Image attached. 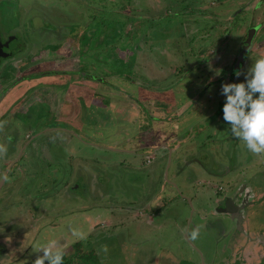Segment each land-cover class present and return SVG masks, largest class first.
<instances>
[{
	"label": "rangeland",
	"instance_id": "rangeland-1",
	"mask_svg": "<svg viewBox=\"0 0 264 264\" xmlns=\"http://www.w3.org/2000/svg\"><path fill=\"white\" fill-rule=\"evenodd\" d=\"M7 1V4L10 5L11 14L9 15V11L7 13L3 10L7 15L2 16L3 13L0 10V29L3 32H10L11 35L9 37L13 36L15 40L10 42L9 47V51L12 54L10 57H13V60L6 61L4 67H0V82H7L6 78L10 79L17 73L19 75L22 74L20 72H24V69H26L24 73L28 75L26 78L39 76L40 73L37 72H40L38 70H41L42 67L44 68L41 71L49 70L57 72L58 75L55 74L57 77L54 79H44V83L41 82L44 85L38 84V81L43 79L44 76L36 79L29 78L31 79L29 83H37L38 86L36 85V88L44 89L45 86L47 90L53 92L52 103L54 106L50 107V103L46 102H37L35 106L27 110L26 114L22 112L15 119L10 118L8 125L4 128L5 131L7 129V143L3 147L6 152L12 151L14 150L12 144L19 143V140L23 139L24 134L29 136L28 132L31 130L33 133L35 132L34 134L40 133L39 137H36L34 140L36 143L32 145L31 139H29L21 146L20 152L26 145L23 150L24 152L32 153L31 150L33 148L39 152L42 151L44 158L49 156L50 158H46L44 162H40L28 154V157L21 160V163L24 165L22 166L23 171L20 179H25V174H31L32 178L25 182L26 185L30 187L32 184V188L34 189L39 188V186V189L45 188V193L40 191V195L36 199L43 201L42 207L52 203L56 206V209L57 207L62 209H60L61 213L64 211L69 212L68 215L60 216L59 210H56L54 213L50 208L45 207L40 211L42 216L45 215L43 220L47 221L51 219L50 214L53 221H57L55 220L57 217L61 218L62 224H59L61 226L57 228V231L59 232V229H61L60 234L64 237L67 234L71 240L70 228H78L87 234L91 233V235L96 231V239H102L105 244L106 242H110L108 244L109 247L111 246L110 253L114 264H117L121 260L120 257H117L118 249L122 246L121 241L124 237L128 236L131 230L128 228L119 229V227L117 230H112L109 228V225H106L107 222L112 220L113 209L115 207L116 209L117 207L120 209L121 206H128L131 200L135 201V198L140 199L143 195L147 194L151 196L154 191H160L161 193L163 186L166 193L169 189L176 187L178 191L180 190L181 197L188 195L189 191H191L190 188H193L199 179V176H195L193 173V170L196 169H193L192 166L199 163L196 162L186 166L182 163L177 168L170 167L167 170L169 179L165 178L167 176V161L165 162V158L160 157V154H156L155 160L146 166L142 161V157L144 154L151 153L149 150H153L151 148L155 144V141L158 144L161 142L172 144V142L168 139V136L162 135L159 131L155 134L153 128L149 130L150 128L141 125L140 122L146 121L145 114L143 115L137 104L123 101L122 95L118 94L115 89H120L129 95L133 91L138 90L137 98L140 101H146L147 98L151 97L154 100L153 106L166 104L167 100H173L175 97L181 101V103L178 101V104L180 103L179 106L185 105L187 102L191 106L190 101L196 98V94L203 92L207 88L204 91V95H206L205 101L208 100L210 102L207 106L215 108L219 98L211 100L214 98L212 97L214 90H211L209 84H206V78L200 83L190 78L194 75L200 77L202 74H205L204 70L200 69L197 72V69L199 67L203 69V62L208 57L216 55L215 58H217L219 54L227 53L230 44L234 46L233 42H235V39L239 40L243 36L247 25H250L251 22L254 24L258 22L263 7L259 5L258 9H256L258 12L256 14L254 12L250 21H248L251 11H239L238 13L235 11L241 7V4L249 0H130V2L119 0L122 1L123 6L126 3L127 7L132 9V11L130 10L131 13L130 11L126 13V11L120 12L122 9L116 10L118 13L126 14V19H121L119 14L120 20L117 35H114V31L111 30L109 41L104 44L103 48L97 46L96 43H100V41L97 40L98 37L96 35H92L88 39L86 38V41L84 40L87 42L86 45H88V50L90 51L89 57L82 54L87 53L86 47L81 49L82 53L80 51L78 53L81 54V59L87 60L97 70L96 65L98 61L103 62L102 64L105 65L103 61L104 57L99 54L96 55L97 51L101 52V54L102 52L117 54V51L122 50L125 59L118 56V61L113 60V63L109 61V68L116 72L118 67H123L120 71L132 75L135 79L129 80V77H117L116 74H113L109 78V75H106V80L109 78V86L104 88V91L109 93L108 96L112 100L111 103L102 106L103 104L98 102L97 104L102 107L94 105V107L89 108L88 104L92 101L95 102L92 95L98 86L94 85L92 88L91 85L82 80V77L80 79L77 75L81 67L77 60L78 38H75V34H78L79 37V34L82 33V27L78 26L80 29H77V32L73 27L82 24L85 16L89 15L90 18L91 12L89 11H93V0H77L82 4H78V9L73 7L71 4L73 1L71 0ZM95 1L102 4L101 7H103L105 14H103L102 10L101 15L103 19L99 15L93 14L91 20L95 19L94 24L104 23L103 20H106L104 15L112 20V15H115V11L111 13V9H109L107 4L108 0ZM257 1L254 0L252 5L257 3ZM247 8L244 10H247ZM233 12L235 13L233 14ZM59 26L60 33L57 31ZM55 27V32L59 34V39L47 41L46 37L50 33L53 35L51 30ZM195 28L197 29V33L202 30L200 36H198L199 38L196 37ZM261 38L262 40L264 39L263 36ZM84 41L81 40L82 46H84ZM63 42L66 45L63 44L64 47L59 49L57 46H60ZM221 42L222 45H220ZM255 44L253 43V45ZM105 45L107 48H105ZM223 45H226L227 48L223 47ZM60 50L63 51L62 54L57 53ZM29 51L32 52L30 53ZM110 54L109 57L111 56ZM148 59L154 62L147 63ZM20 63H22L21 66ZM132 64L134 65L133 71H131ZM134 71H136V76L133 73ZM245 72L246 70L244 69L240 76H238L239 81H243ZM95 74L92 72V75ZM143 76L146 79L145 82L142 80ZM176 77L177 80L174 79ZM171 83L174 84V88H177L175 89L177 91L170 90L173 93L170 94L171 98L166 93L158 95L160 92L163 93L164 89L169 87ZM141 84L145 86L147 84L145 90H143L144 87L142 88ZM162 86L163 88H160ZM214 86H218V82ZM99 88L101 89L102 87L99 86ZM149 88L158 91L155 93V96L147 91ZM156 99L160 100L157 101ZM219 100L223 103V97H220ZM21 102L15 104L20 105ZM214 102L215 104L213 105ZM119 105L124 106V109ZM68 107L72 109L71 115L68 117L62 116V113L67 112ZM18 108L21 107L15 106L16 111ZM51 108L57 114L55 126L52 125L54 116L49 115ZM93 110L94 112L92 113ZM155 111L156 109L153 113ZM97 116H99L98 119L96 118ZM200 116L194 120H185L184 123L187 124L181 125L182 129L178 128L175 136L182 134L186 139L190 138V142L194 141L193 143L197 142L199 144V140H206L208 138L206 135L208 134L211 135L210 139L214 143L217 138L223 139L227 133H230L225 128L217 130L218 126L217 124L215 126V122L211 118L204 119V116H201V118ZM140 118H143L144 121ZM95 119H97L98 128L94 130L93 121ZM125 120L131 122V124L125 125V127L122 123H118V121L124 123L126 122ZM63 121L70 122L72 129L70 126L63 124ZM106 122H108L107 126H105ZM154 123L156 124L155 128L158 130L162 128L168 129V127H173L174 125H167L166 123L161 126L158 122ZM54 128L58 130L56 134L52 132L40 138L43 132L46 133ZM123 129L127 131L123 132ZM63 131L71 132V135L65 134ZM152 131L155 135L154 141L149 139L153 134ZM120 132L124 133V139L131 140L132 143L125 145V142H120V140H123ZM82 133L84 136H82ZM212 133L218 136L214 137ZM146 137L149 138L145 139ZM80 141L89 143L87 145ZM115 141V145L118 147L122 148L125 145L122 148L124 152L93 147L96 145L100 146V143H103L107 148V146L109 147ZM189 141L186 142V145L190 144ZM52 142L57 146V149L53 150L54 145L50 144ZM97 142L100 143L97 144ZM205 145H207L206 149L209 150V145L206 142H204ZM230 145L233 146V143ZM193 147L196 151L200 148V145L198 147L194 144ZM211 147L215 150L213 145ZM237 147H240V145L238 144ZM237 152L240 154L239 151ZM167 154H169V151ZM173 154L183 153L177 150ZM241 154L244 153L241 152ZM167 160L169 161L168 158ZM43 163L44 166L40 170L39 168ZM136 163L137 165H135ZM196 165L194 166L198 167ZM34 171H37V173L34 174ZM66 177H68V182L64 185L65 182L63 180ZM9 184L7 180L3 185L2 192H0V203H3V205L13 202L14 198L22 192L19 189L8 191ZM63 185L67 188L71 185H74L75 188L78 185V190L75 192L79 196L76 193L59 191ZM164 192L163 194L165 195ZM46 197L51 198L50 200H45ZM181 197L177 198L173 207H170L172 217H184L185 208L180 205V203H183L180 200ZM6 198L8 200H4ZM33 212H36V210ZM128 215L127 212L123 211L121 217ZM91 222L92 224L94 222L96 224L91 226ZM105 229L108 231H105ZM170 229L168 228V230ZM99 230H104L106 233L97 236V231ZM21 235L22 233L19 234L20 238ZM45 235L41 234L38 238H31L29 236L22 239V244H24L23 253L27 252V249L29 250L28 254L22 258L23 261L27 262L29 258L31 259V256L32 258L37 256L36 253L32 255L33 249L36 247L34 242L41 238L39 243H44L42 236ZM85 238H87V235ZM103 245V243H100L98 245L99 249ZM128 245L131 244L128 243ZM105 252V249H100L98 250V253H100L98 255L101 256V253L103 255ZM95 260L97 259L95 258Z\"/></svg>",
	"mask_w": 264,
	"mask_h": 264
},
{
	"label": "flooded vegetation",
	"instance_id": "flooded-vegetation-1",
	"mask_svg": "<svg viewBox=\"0 0 264 264\" xmlns=\"http://www.w3.org/2000/svg\"><path fill=\"white\" fill-rule=\"evenodd\" d=\"M71 1H73L71 3L73 7L78 9V4L81 3L77 0ZM111 1L108 0L107 4L109 9H111V13L115 11V15H112V20H110L108 16L104 15L106 18V20H103L104 23L101 22L97 25L94 24L95 19L91 20L92 15H99L103 19L101 15L103 7H101L102 4H100V2L93 0V11H89L91 12L90 18L89 15L85 16L82 24H78L76 26L73 25L76 27H73L76 32L77 29H80L78 26L82 27V33L79 34V37L78 34H75V38H78L77 60L79 61L81 67V70L77 72V75L80 79L82 77V80L86 81L89 85H97L102 88H105V86H102L101 83L107 82L113 74H116L117 77H129V80H133L134 78L128 73H126L127 75L122 73L120 70H122L123 67H118L117 72H114L109 68V61L111 63H113V60L118 61V56L125 59V55L122 54V50L117 51V54H110L109 52H102L101 54V52L97 51L96 55L99 54L104 57L103 61L105 65L103 64L100 67L101 70H95L94 67L87 62V60L81 59V54L78 53L79 51L82 53L81 49L86 47L87 53L82 54L89 57L90 51L88 50V45H86L87 42H85V39H88L92 35H96L98 37L97 40L100 41V43L96 44L101 48H103L105 43H108L111 30L114 31V35H117L120 20L119 14L121 19H126V14L118 13L116 10L122 9L120 12L126 11V13H128V11H132V9L128 8L126 3L123 6L122 1ZM127 1L130 2V0ZM253 1L254 0H249L241 4V7L235 12L251 11L248 17V21H250L252 14H254V12L255 14L258 12L255 8L258 9V6L261 5L263 9L258 22L256 24L253 23L251 26L247 25L243 36L239 40L235 39V42H233L234 46L230 44V48L227 53H221L217 58L213 59V67L209 70H204L205 74H202L200 77L192 75L193 77H196L194 80L197 82L206 78V84H209V88L214 90V95L212 96L214 98L211 100L223 97L219 91L222 82H241L238 80L237 76L233 75L234 71L238 70L241 74L243 70H247V68L251 66L257 58L264 57V39L262 40L261 38L262 36L264 37V0H258L257 3L252 5ZM7 3V0H0V10L1 13H3L2 16H6L8 11L9 15L11 14V10L9 8L10 5ZM245 8H247V10H244ZM3 10L7 13H4ZM104 12L105 11L103 10V14H105ZM235 12H233V14ZM255 27H258V29L254 35L252 44H256L251 45L249 51L244 56H238V52L244 48L243 43L247 37L246 34L248 30ZM55 30L56 27L51 30L53 35L50 33L46 37L47 41H50V39H59V34H57ZM195 30L196 34L197 29L195 28ZM57 31L60 33V26ZM201 31L202 30L196 34L197 38H199L198 36H200ZM10 35V32H3L0 29V67H4V63L6 61L13 60V57H10L12 54L9 51V47L10 42H13L15 37H9ZM81 40H85L84 46L81 45ZM63 44L65 43L63 42L57 47L60 49L61 47H64ZM5 45L7 46L5 47ZM223 47L227 48L226 45H223ZM105 48H107L106 45ZM132 49L135 50L133 47ZM29 52L31 53L32 51ZM62 52L63 51L61 50L57 51V53L60 54H62ZM109 54L111 55L110 57ZM140 60L142 59L140 58ZM153 62L154 61L150 59L147 60V63ZM16 63H18V61H16ZM133 64L131 71L134 70ZM236 64H239L238 67ZM21 65L22 63H20V66ZM43 68L44 67H42V69ZM217 69L220 70L219 75H215ZM41 70H38L40 72H37L40 73L39 76L37 75L29 78L36 79L40 76H44L43 79L39 81L37 80L39 83H44V79H54L57 77L56 75H58L57 72ZM25 71L26 69H24V72ZM24 72H20L22 73L20 75L17 73L10 79L6 78L7 82H0V93L5 91L6 88L16 80H20L17 84H15V86L20 84L19 87L29 82L31 79L26 78L28 75ZM92 72L96 74L92 75ZM32 73H30V75H32ZM133 73L136 76V71ZM106 75H109L107 80ZM174 79L177 80V77ZM142 80L143 82L146 81L144 76ZM216 82H218V86L213 87ZM173 85L174 84L171 83L169 87L164 89L163 93L160 92L158 95H164L166 93L171 98L170 94L173 93L170 90L177 91L175 90L177 88H174ZM141 86L144 87L143 90H145L147 84L146 86L141 84ZM160 88H163V86ZM206 89L204 91H206ZM52 93L53 92L47 90L45 86L44 89L35 87L34 91L27 93L24 97L20 96L14 103L11 104L10 101H7L6 106L4 104L0 106V146L7 143V129L5 131L4 128L8 125L10 118L15 119L16 116L20 115L22 112L26 114L27 110H29L32 106H35L37 102L50 103V107H53ZM211 93L213 94V92ZM152 94L154 96L156 95L155 92ZM5 95H7V97L12 96L8 94V91ZM18 95H21V93ZM205 96L206 95H204L203 100L205 99ZM67 97L69 100V94ZM3 98L4 96L0 99V101ZM219 99L215 108L207 106L210 102L206 103V101L203 100H199L197 105L192 106L191 104L190 108V103L182 106H174L172 103L155 105V107L167 109V112L159 114L158 117L160 118V121L158 123L161 126L166 123L167 125L174 124L173 126L177 125L178 128H181V125H184L185 120H194L201 115L202 117L204 116V119L208 117L211 118L213 122H215V126L217 124V130L221 128L229 130L227 122H224L221 118L222 103ZM17 102H21L20 105H16L15 103ZM214 104L215 102L213 105ZM15 106L21 107L22 109L18 108L16 111ZM194 107H196L195 110L193 109ZM193 111H195L197 115L194 114ZM49 115L54 116L52 125L55 126L54 124H56L55 118L57 114L52 108L50 109ZM167 120L168 122H166ZM150 126H156V124L153 122ZM52 132L56 134L58 130L54 128L52 131H47L46 133H43L40 138ZM33 135L34 133L29 134V136L24 134L23 139L21 138L19 143L12 144L14 150L9 152L4 151L0 154V175L6 177V179L0 180V192H2L3 185L7 182V180L10 183L7 188L8 191H14L16 189L22 191L14 198L13 202H8L4 205L3 203H0V264H33L36 257L42 255V250H35L33 253L31 252L32 255H35L36 253L37 256L33 258L31 256V259L29 258V261L27 262L23 261L22 258H24V255L28 254L29 250L27 249V252L23 253L24 244H22V239L29 236H31V238H38L41 234H46L45 236H42L44 243L40 244L39 242L41 238H39L34 242L36 246L46 244L47 241L54 238L62 244L64 249L62 264H114V260L112 259V255L110 253L111 246L109 247L108 245L110 242H106L105 244L102 239H96V231L93 235H91V233H86L87 238L80 239L81 241H73V239L71 240L67 234L65 237L61 235V229H59V232L57 231V228H60L61 226L59 224H62L61 218L59 219V217H57L55 219L57 221H53L50 214L51 219L47 221L43 220L45 215L42 216L40 212L42 211V208H50L54 211V213L56 210L60 211L61 208L57 207L56 209V206L50 202L49 205L47 204L42 207L43 201H41V199H36L40 195V191L44 192L45 188L39 189V186V188L34 189L32 188V184L28 187L25 182L32 178L31 174H23L25 179H20V175H22L23 171L22 166L24 165L21 163V160L28 157V154H30L31 157H35L36 160L40 162H44L46 158H50V156L44 158L42 151L39 152L37 149L33 148L31 150L32 153L24 152L23 150L26 145L20 152L21 146H23ZM162 135L168 136L169 140L170 137L179 138L177 139L179 140V145L190 140V138L186 139L183 137L182 134L179 136H175L174 134V136L170 135V137L167 134L162 133ZM212 135H214V133H212ZM215 136L218 135L215 134L214 137ZM206 137H208L206 140H199V144L197 142L193 143L194 141H189L190 144L186 145L183 149L184 151H182L183 154H187V157L183 162L185 165H191L196 162L199 163L197 165L194 164L198 167H195L194 165L192 167L193 169H196L193 170V173L195 176H199V179H197L201 183L199 185L196 183L193 188H190L191 191H189L188 195L181 197V192L180 190L178 191L176 187L169 189L166 193L164 192L165 188L163 186L161 193L160 191H154L151 196L146 194L141 196L140 199L135 198V201L131 200V202L128 203V206H121L120 209L117 207V211L114 215H112V220L109 224L116 219L114 221V230H117L118 227L119 229L128 228L131 230L129 232L130 234L128 233V236L124 237L121 241L122 246L118 249L119 251L117 253V257H120L121 260L119 263L117 262V264H264V154L251 153L244 147L243 142L234 138L231 133H227L223 139L217 138L214 143L210 139V134L206 135ZM34 140L31 139L32 145L33 143H36ZM204 142L209 145V150L206 149L207 145L204 146ZM231 143H233V146L230 145ZM50 144L52 146L54 145L53 142ZM194 144L198 147L200 145V148L196 151L193 147ZM210 144L214 146L215 150H213ZM238 144L240 147H237ZM55 149H57L56 145L53 147V150ZM152 149L153 150L146 149L151 151V153L144 154L142 157V161L146 166L150 165L153 160H155L157 155L154 154H167L168 151L171 152L170 154H173L175 152L172 148V144H169L168 142H161L160 144L155 143L152 146ZM237 151H239L240 154H238ZM241 152L244 154H241ZM18 154H20L19 157ZM26 163L28 164V162ZM43 166L44 163L39 169L41 170ZM37 171H34V174H36ZM68 177L63 180V182H65L64 185L67 184ZM165 178L169 179L168 172ZM64 185L59 191L76 193L75 191L78 190V185L75 188L74 185H71L70 187L68 186V188L64 187ZM176 196L177 198L181 197L180 200L183 202L184 206H188L189 208V215H185L183 217L184 219L186 218L185 220L182 218L177 219L172 217L170 207H173V202ZM50 198L46 197L45 200H50ZM4 200H8V198ZM53 207L55 208L53 209ZM38 208L40 209L38 210ZM199 208H201V210L202 208L204 210H208L213 214L210 216H202L203 218L196 217V214H192V211H198ZM31 209L33 210L31 211ZM34 210H36V212H33ZM123 211L127 212L129 215L121 217ZM60 213L61 211L59 212L60 216L69 214L68 211ZM119 218L126 220L129 225L127 226L126 223H123L124 225L120 223L118 224L117 219ZM95 224V222L93 224L91 222V226H94ZM106 225L108 224L106 223ZM196 225L200 226L197 239L195 241L187 239V233H189L193 226ZM168 228L171 229L168 230ZM105 231L108 230L105 229ZM161 231H163V233H161ZM97 232V236L106 233L104 230H99ZM20 233H22L21 238L19 237ZM100 243L104 244L100 249H105L106 251L103 255L101 253V256L98 255L100 254L98 253V250H100L98 245ZM128 243L131 245H128ZM29 249H31V247H29ZM95 258L97 260H95ZM45 264H47L46 261Z\"/></svg>",
	"mask_w": 264,
	"mask_h": 264
},
{
	"label": "clouds",
	"instance_id": "clouds-1",
	"mask_svg": "<svg viewBox=\"0 0 264 264\" xmlns=\"http://www.w3.org/2000/svg\"><path fill=\"white\" fill-rule=\"evenodd\" d=\"M217 69L215 75H219ZM234 76H240L238 70ZM220 94L223 96L221 105L222 120L227 122L231 135L243 142L244 147L253 154H264V57L257 58L244 73L241 82L221 83ZM5 151L0 146V154ZM6 177L0 175V180ZM200 226H193L187 233V239L195 241ZM73 241L84 239L86 233L78 228H70ZM42 250L33 264H62L64 249L57 239H50L46 244L34 249Z\"/></svg>",
	"mask_w": 264,
	"mask_h": 264
},
{
	"label": "water",
	"instance_id": "water-1",
	"mask_svg": "<svg viewBox=\"0 0 264 264\" xmlns=\"http://www.w3.org/2000/svg\"><path fill=\"white\" fill-rule=\"evenodd\" d=\"M255 10H256V8H255ZM251 25H253V22H251L250 23V26ZM257 29H258V27H255V28H251V29H249L248 30V32H247V34H246V39L244 40V43H243V45H244V48L242 49V50H240L239 52H238V56L240 55V57H242V56H244L248 51H249V48L251 47V45H253L252 44V41H253V38H254V35L256 34V31H257ZM222 44V42L220 43V45ZM7 45H5V47H6ZM7 56H8V54H7ZM215 57H216V55L214 56V55H212V56H210V57H208L207 59H206V61H204L203 62V70H209V69H211L212 67H213V64L214 63H212V60L213 59H215ZM202 59V58H201ZM103 62H101V61H98V63H97V68L98 69H100V67L103 65L102 64ZM237 65V67H238V65L239 64H236ZM202 70V68L201 67H199L197 70L199 71V70ZM197 71V72H198ZM194 78H196V77H192L191 79H194ZM93 79V78H92ZM94 80V79H93ZM20 80H16L14 83H12L11 85H9L7 88H6V90L5 91H3L2 93H0V99L4 96V98L0 101V105H5L6 106V103L7 102H5V100H7V101H10L11 102V104L12 103H14L20 96H22V97H24L27 93H29L31 90L32 91H34V89H35V87H36V85H37V83H34V84H31V83H29V82H27L26 84H24V85H21L20 87H19V85L17 86H15V84H17L18 82H19ZM202 81V80H201ZM201 81H199V82H197V83H200ZM101 83V82H100ZM38 84L39 85H42V83H39L38 82ZM76 84V83H75ZM88 84V83H87ZM109 83H108V80H107V82H103V83H101V85L102 86H105V88L106 87H108L109 85H108ZM89 85V84H88ZM35 86V87H34ZM38 86V85H37ZM97 86V85H96ZM92 88H93V86H92ZM143 88V87H142ZM96 90H94V92H93V95H92V98L93 99H95V102H93V103H91V104H93V105H95V106H97V107H102V106H104V105H108V104H110L111 103V98L108 96V94L109 93H106V91H104L105 89L103 88H99V86L98 87H96L95 88ZM98 89H99V91H98ZM141 89V88H140ZM144 89V88H143ZM88 90V89H87ZM116 91H117V93L118 94H121L122 95V100L124 101H126V102H131V103H133V104H137L138 106H139V108L141 109V111L143 112V115L145 114V119H146V121L145 122H140V124L141 125H143V126H146L147 128H150L149 130H151V128H153L154 130H155V134L157 133V131H159L160 133H163V134H167V135H169V137H170V135H173L174 136V134H175V132H176V130H178V127H177V125H175V126H173V127H168V129H161V130H158V129H156L155 128V126H150L151 125V123H153V122H159L160 121V118L157 116V114H162V113H165V112H167V109L166 108H158V107H155V106H153V101L154 100H152V98L150 97L149 99L147 98V100L146 101H140L138 98H137V96H138V90H136L137 91V93H136V91H133L130 95L129 94H127L126 92H123L122 90H120V89H115ZM7 91H8V94H11L12 93V96L11 97H7V95H5L6 93H7ZM147 91L148 92H150V94L151 93H153V92H155V93H157L158 91H156V90H154V89H147ZM153 91V92H152ZM184 91V90H183ZM182 91V92H183ZM21 93V95H18V94H20ZM127 95H129L128 97H126ZM105 96V97H104ZM135 96V97H134ZM125 98V99H124ZM174 98V97H173ZM202 98V99H201ZM203 98H204V91L203 92H199V94L197 93L196 94V98L193 100V101H190L191 102V104H192V106H194V105H197V103H198V101L200 100V101H202L203 100ZM149 100H152V101H149ZM157 101H159L160 99H156ZM178 101L181 103V101L180 100H177V97H175L173 100L171 99V100H167L166 102L167 103H172V105H174V106H179V104H178ZM203 101H205V99L203 100ZM102 103L103 105L102 106H100L99 104H97V103ZM186 102V101H185ZM207 102H209L208 100L206 101V103ZM188 103V102H187ZM186 103V104H187ZM120 107H123V109H124V106H121V105H119ZM191 106H189V108H190ZM158 108V109H157ZM195 108L196 107H194L193 109L195 110ZM156 109V111H155V113H153V111ZM151 112V113H150ZM71 113H72V109L71 108H69L68 107V110H67V112H65V113H62V115L63 116H69V115H71ZM193 113L194 114H196L197 115V113H195V111H193ZM139 115V114H138ZM142 116V115H141ZM98 117L99 116H97L96 118L98 119ZM140 117V116H139ZM97 119H95L94 121H93V128H94V130H95V128L97 129L98 128V123H97ZM125 119V118H124ZM141 119V118H140ZM141 120H143V118L141 119ZM126 122H122V121H118V123L120 122V123H122L123 124V126H127V125H130L131 124V122H127V120H125ZM137 121H139V120H137ZM144 121V120H143ZM198 121V120H197ZM166 122H168V120L166 121ZM61 123V122H60ZM63 124H65V125H68V126H70V128L72 127V125H71V123L70 122H68V121H63L62 122ZM107 124H108V122H106L105 123V126H107ZM184 124H187V123H184ZM95 126V127H94ZM116 126V125H115ZM125 126V127H126ZM158 126V125H157ZM88 128H90V127H88ZM72 129V128H71ZM122 129V128H121ZM180 129H182V128H180ZM54 130V129H53ZM52 131V130H51ZM120 131V130H119ZM123 132H126L127 130H122ZM65 134H68V135H71L70 133L71 132H68V131H63ZM121 133L122 134V139L123 140H120V142H125V145H127V143L129 144V143H132L131 142V140H126V139H124V133ZM35 133V132H34ZM44 133V132H43ZM152 135L150 136V138L149 137H146L145 139H152V141H154V138H155V135H154V132L152 131ZM28 134H33V131L31 130L30 132H28ZM87 134V133H86ZM40 135V133L39 134H34L33 136H31V138L30 139H35L36 137H38ZM82 136H84V134L82 133ZM184 137V136H183ZM177 139H179V138H177V137H170V140H171V142H172V148H173V150L174 151H177L178 149L180 150V151H184L183 149L186 147V144L187 143H182V144H180L179 145V140H177ZM140 140H141V138H140ZM151 141V142H152ZM80 142H82L83 144H87L88 145V143L89 142H85V141H80ZM101 142V141H100ZM100 142H97V144H99ZM139 143H140V141H138ZM142 142V141H141ZM156 142V141H155ZM115 143H116V141L115 142H112V144H110V146L108 147L107 146V148H106V145H104L103 143H100V146H93V147H95V148H102V149H106V150H112V151H118V152H123L124 150L121 148V147H118V146H116L115 145ZM135 143V142H134ZM121 144V143H120ZM123 145H124V143H122ZM141 144V143H140ZM125 145H124V147H125ZM114 147H116V148H114ZM123 147V148H124ZM114 149H116V150H114ZM117 149H119V150H117ZM127 149V148H126ZM152 149V148H151ZM171 152L169 151V154H160V157H164L165 159H164V161L166 162L167 161V169H166V172H167V170H169V168L170 167H178L180 164H182L183 162H184V160H185V158L187 157V154H170ZM154 155H156V154H154ZM167 158L169 159V161L167 160ZM154 161V160H153ZM190 164V163H189ZM186 166V165H185ZM187 179H189V178H187ZM190 180V179H189ZM184 197V196H183ZM215 213V212H214ZM192 214H196L195 216L196 217H199V218H203L202 216H210L211 214H213L212 212H209L208 210H204L203 208H202V210H201V208H199L198 209V211H192ZM191 214V215H192ZM216 214V213H215Z\"/></svg>",
	"mask_w": 264,
	"mask_h": 264
},
{
	"label": "crops",
	"instance_id": "crops-1",
	"mask_svg": "<svg viewBox=\"0 0 264 264\" xmlns=\"http://www.w3.org/2000/svg\"><path fill=\"white\" fill-rule=\"evenodd\" d=\"M91 103H93V101H92ZM91 103L88 104L89 108L94 107V105L91 104ZM82 104H83V103H82ZM89 108H87V109H89ZM93 112H94V110L92 111V113H93ZM155 143H157V141H156ZM153 145H154V144H153ZM122 148H123V147H122ZM123 152H124V151H123ZM129 154H130V153H129ZM134 155H135V154H134ZM206 163H207V162H206ZM206 163H205V164H206ZM135 165H137V163H136ZM206 165H208V164H206ZM200 183H201V182L198 181V182H197V185H199ZM102 193H103V192H102ZM176 200H177V196H176V198L174 199V202H176ZM174 202H173V203H174ZM116 204H118V203H116ZM180 205H182V206L185 208L184 216H185V215H186V216L189 215V208H188V206H187V207L184 206L183 203H180ZM120 206H121V205H120ZM113 210H114V211L112 212V215H114V214L116 213V211H117L116 207H115ZM187 218H188V217H187ZM177 219H179V217H178ZM182 219L185 220L186 218H185V219L182 218ZM115 220H116V219H115ZM115 220H114V221H115ZM119 220H120L121 222H120ZM117 221H118V224H119V223H120V224L126 223L127 226L129 225V224H127V221H126V220H122V219L119 218V219H117ZM109 223H110V221L107 222V224L110 225V228L113 230L114 227H115V225H114L115 222H112L111 224H109ZM123 225H124V224H123ZM176 225H177V224H176ZM176 225H175V226H176Z\"/></svg>",
	"mask_w": 264,
	"mask_h": 264
},
{
	"label": "trees",
	"instance_id": "trees-1",
	"mask_svg": "<svg viewBox=\"0 0 264 264\" xmlns=\"http://www.w3.org/2000/svg\"><path fill=\"white\" fill-rule=\"evenodd\" d=\"M117 72V71H116Z\"/></svg>",
	"mask_w": 264,
	"mask_h": 264
}]
</instances>
